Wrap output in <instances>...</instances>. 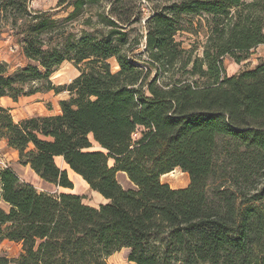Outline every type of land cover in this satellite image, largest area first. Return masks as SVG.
I'll return each instance as SVG.
<instances>
[{"label": "trees", "instance_id": "1", "mask_svg": "<svg viewBox=\"0 0 264 264\" xmlns=\"http://www.w3.org/2000/svg\"><path fill=\"white\" fill-rule=\"evenodd\" d=\"M30 1L0 0V22H10L27 59L13 72L0 64V141L38 178L72 190L62 158L107 202L38 192L0 168V246L21 245L0 264H107L124 249L130 264H264V63L232 77L224 68L264 46V0H147L169 5L139 39L124 27L138 13L114 0L111 18L97 15L104 32L76 40L51 13L32 14ZM101 1H72L68 20ZM202 22L195 56L176 37ZM69 61L80 75L56 86L54 72ZM40 92L70 99L59 102L61 114L19 123L1 104ZM175 169L189 175L187 188L161 181ZM118 173L134 187L124 189Z\"/></svg>", "mask_w": 264, "mask_h": 264}, {"label": "rangeland", "instance_id": "2", "mask_svg": "<svg viewBox=\"0 0 264 264\" xmlns=\"http://www.w3.org/2000/svg\"><path fill=\"white\" fill-rule=\"evenodd\" d=\"M61 0H31L28 4V9L32 14H36L38 12H49L54 15L56 20L62 22V27L66 32V37L68 35L71 36V39L76 40L79 39L84 32L87 33H95L104 32V28L97 22V15L101 13L109 18H111L110 11L112 10V6L114 4V0H102L100 4L97 6H86L82 11V16L75 20H68L71 13L73 12V6H71L72 1L68 0L67 4H61ZM169 4L166 2H150L147 0H126L120 4V6H131V9H135V12L138 13L137 18L140 19L139 22H134L125 27V30L129 32V36L135 39L142 38L147 32V20L150 19L154 15V11L156 9H161ZM67 20V22H66ZM201 21L200 19H195L194 22ZM197 27L194 32H184L177 35L176 39L182 44V47L186 51H193V55H200L202 52V46L204 44L205 36H206V27L195 26ZM0 29L3 32V35L0 38V52L1 54H6L8 57L7 66L9 67V72H13L19 68H23L27 64V60L23 59V54L20 45H18V38L15 36L13 30H11V24L0 22ZM198 34H195L197 31ZM134 56L138 59V63L142 65L143 59L145 56L143 45L139 48L134 49ZM264 63V46H261L255 50H253L246 62L242 64L236 63L232 58H227L224 63V68L226 69V74L228 77H232L242 70L253 69L257 65ZM112 72H117L119 70L118 64L116 60L110 61ZM80 75L79 71L76 69L73 62H65L62 66L56 69L54 75L51 78V81L56 86L69 85L74 79H76ZM47 93L40 92L33 96H28L25 98H21V104L15 108L12 116L15 119L16 123H19L26 118L40 116V114H45L46 107L50 111L51 116L58 115L60 109V104L58 102H54L52 99H46L45 95ZM54 94V93H52ZM57 95V94H56ZM60 98L70 99V94L62 93L59 94ZM29 98H36L32 102L26 101ZM55 98V97H53ZM46 99V100H45ZM60 109V110H59ZM43 116V115H42ZM140 135L137 134L135 136L138 139ZM94 150L101 151L102 149L98 146L92 139ZM18 153L13 150L8 149L6 142L4 140L0 141V168L10 167L15 170L19 178L25 183L32 184L38 192H45L51 195L57 196L59 193H74L82 196L84 198V204L93 206L95 208H99L100 205L104 202L103 197H101L98 193L92 191L89 188V185L84 182L81 177H77L73 172L69 170L68 177H70L71 181H73V189L66 190L60 187H56L51 185L44 180L38 178L35 173L31 170L30 167L21 166L18 162ZM56 162L60 166V168H66L60 162V159H57ZM110 165H113V162H110ZM118 181L124 189L133 188V184L130 183L127 175L122 173H118ZM161 181L165 184H168L171 189H185L190 184L189 175L183 173L180 169H175L172 173L168 175H164L161 178ZM264 185V181L262 182ZM129 251H121L118 252L117 255L111 257L108 260V264H130L127 261V256L125 253ZM20 250L14 244L11 245L7 242H4L0 246V255L7 256L11 259H15L20 254Z\"/></svg>", "mask_w": 264, "mask_h": 264}, {"label": "crops", "instance_id": "3", "mask_svg": "<svg viewBox=\"0 0 264 264\" xmlns=\"http://www.w3.org/2000/svg\"><path fill=\"white\" fill-rule=\"evenodd\" d=\"M0 48H1V46H0ZM23 56V55H22ZM8 59V57L6 56V54H1V52H0V64L1 63H3V62H5V63H8L9 64V61L7 60ZM23 59H25V57L23 56ZM25 60H27V59H25ZM53 92H51V93H47L46 95H45V98L46 99H52L54 102L56 101V102H60V101H63V100H67L66 98H60L59 96L60 95H56V94H52ZM53 97H55V98H53ZM36 98H29L28 100L26 99V101H28V102H32V101H34ZM45 99V100H46ZM1 104H2V106L3 107H5V108H7V109H9V110H11V113H13V111H16V110H14L15 108H17L20 104H21V100H19L18 102H14L11 98L10 99H8V98H3V99H1ZM60 104V103H59ZM45 109V114H40V115H43V116H51L50 115V111L46 108V107H44ZM61 109V108H60ZM59 109V110H60ZM58 114H61V110L59 111V113ZM57 159H60V162H62V164L64 165V166H66V168H62V169H66L67 170V172H69V169H68V166L66 165V163L65 162H63V160H62V158H57ZM56 159V160H57ZM76 175V174H75ZM77 176V175H76ZM77 177H80V176H77ZM104 199V198H103ZM107 201L104 199V202H103V204L104 203H106ZM7 243H9V244H11V245H16L17 247H18V249L21 251V245H19V244H16V243H10V242H7ZM122 251H128L127 249H124V250H122ZM127 254H128V252H126L125 253V256H127ZM115 255H117V254H115ZM114 255V256H115ZM113 257V256H112ZM111 258V257H110ZM109 258V259H110ZM108 259V260H109ZM108 260H107V264H108Z\"/></svg>", "mask_w": 264, "mask_h": 264}]
</instances>
